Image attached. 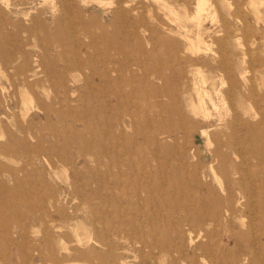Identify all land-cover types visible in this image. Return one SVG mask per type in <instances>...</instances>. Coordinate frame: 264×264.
Masks as SVG:
<instances>
[{"label":"rangeland","instance_id":"1","mask_svg":"<svg viewBox=\"0 0 264 264\" xmlns=\"http://www.w3.org/2000/svg\"><path fill=\"white\" fill-rule=\"evenodd\" d=\"M205 1L197 17L196 0H0V105L35 136L0 150V264H261L264 0ZM201 21L195 55L182 30ZM125 233L148 248L101 242Z\"/></svg>","mask_w":264,"mask_h":264},{"label":"bare ground","instance_id":"2","mask_svg":"<svg viewBox=\"0 0 264 264\" xmlns=\"http://www.w3.org/2000/svg\"><path fill=\"white\" fill-rule=\"evenodd\" d=\"M196 5H197V17H198L199 13L204 10V6L206 5V1L205 0H196ZM37 18L34 17V19H37ZM14 23H15L14 25H19L20 24V26H21V28L16 27V28H18L17 31L19 32L18 36H20V34H23L21 38H25V41L28 40V38L26 36H31L33 34L32 26H23L20 23L19 20L15 21ZM262 23H264V22H262ZM194 28L196 29L195 32H193V29L185 27L182 30L183 31L182 32V37H183L184 41L187 43V45H188L187 50L192 51V53H195V55H196V53L198 54L199 52H204V50H205L202 47V45L204 44L203 35L205 34L207 28H205V26L203 25L202 21L198 22V24H196V26ZM261 31L264 32V27L261 29ZM192 32L194 33V38H191ZM242 45H240V46L242 47ZM4 54H6L5 44L0 42V55H1V57L8 58ZM243 54H244V51H243ZM120 56H122V55H120ZM195 61H200V60H199V58H197ZM189 62H192V60L189 61ZM9 63L11 65L12 61L9 62ZM220 64H221V66H219V67L222 68L223 64L222 63H220ZM9 67H12V66H9ZM23 69L24 68L21 69L20 66H18V65H14V70L15 71L13 72V74L11 76V78L12 77H16L17 79H19L21 84H23V82L26 81V77L24 76L25 74L21 73L23 71ZM44 70H45L44 64L40 61L38 63V65L36 66V70H35V67H34L32 75L36 76V75H38L40 73H43ZM146 71H147L148 75H149L150 72H152L149 67L147 68ZM19 73H20V75H22V77H18ZM175 73L178 74V77H180L182 79L185 77L182 71L181 72H179V71L177 72L176 71V72L173 73V75H175ZM150 74L155 76V78L157 80H159V81H165V82L167 81V77L164 76L163 72H159V73L152 72ZM2 76L4 78H6V81L8 82L9 85L13 84L12 81H11V78L7 77V74L2 73ZM203 83H206V80H203ZM213 91L218 97L223 99V96H222L223 93L220 91V88L219 89H217V88L214 89L213 88ZM231 93L232 92L230 90H228V91L224 92V95L225 94L231 95ZM196 95H197V102L192 104V106H191L192 112L194 114H196V115L202 116L205 125L211 126L212 125V114L210 113V111L208 109L206 98L204 96H207V99H208L209 103L211 104V106L213 107V110L214 109L217 110V106L218 105L216 104V102H215L214 98L212 97L210 91H207V90H203V91L196 90ZM26 96H27V98L23 102V106L25 108L24 112L28 113L29 110H32L33 108L35 109V104L33 105L34 101H33V98L30 95H28L26 93ZM241 97L244 100H246L247 102L249 101L250 103H253V99H254L253 90H249V92L247 94L246 93L241 94ZM1 106L2 105H0V137L3 138V137L6 136L7 137V141L5 143H0V150L4 151L3 154L6 155V153H8L7 152L8 150H11V151L15 152L16 147L19 144L23 143L28 138H35V136L33 135L34 132L32 131L31 120L30 119L27 120L26 116H24V113H21L22 114V117H21L22 121H20L17 118L15 113H9V111L7 112L6 109L2 108ZM38 109L43 111L44 113H47L48 110H50L47 107L41 106L40 104L38 105ZM252 110H253V108L251 106H249V111H252ZM246 113H247V111H244L243 114H246ZM235 114H237V113L235 112ZM219 117L221 118V115H219ZM232 126H233V124L231 125V127ZM5 150H7V151L5 152ZM238 172L239 171L237 170L236 173H238ZM215 175L216 174L214 173V176ZM240 178L243 179V174L242 173H240ZM240 190L242 191L243 197H245L246 195L249 196V197L251 196V192H248L245 189L242 190L241 188H240ZM122 227L123 226L116 227V229L114 230L116 235H120L119 233L121 232ZM125 234L126 235L120 236L118 241H116V242H114V241H112V242L109 241L107 243H104V241H101V242H102V244H104L105 246H107L110 249H114L117 252L121 251L119 253H116V255H115L116 257H118L120 259L123 258V254L122 253L125 252L130 246H134V244H140L141 248H148V246L145 244V242L143 240H137L135 237L130 236L129 233H125ZM261 237H264V232H261L260 236L253 237V239L256 241L255 243H257V245H259V248L262 250V249H264V247L262 248L264 243L260 242V238ZM260 263L264 264V259L263 258L261 259Z\"/></svg>","mask_w":264,"mask_h":264}]
</instances>
